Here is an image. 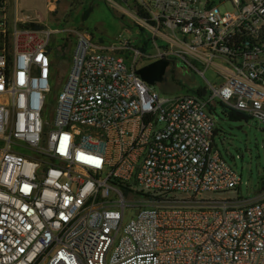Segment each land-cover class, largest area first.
I'll return each instance as SVG.
<instances>
[{"label": "built area", "instance_id": "1", "mask_svg": "<svg viewBox=\"0 0 264 264\" xmlns=\"http://www.w3.org/2000/svg\"><path fill=\"white\" fill-rule=\"evenodd\" d=\"M136 2L137 37L64 31L47 122L61 31L0 0V264H264V181L229 196L242 176L215 141L218 106L264 125V0ZM161 59L205 86L161 96L137 73Z\"/></svg>", "mask_w": 264, "mask_h": 264}, {"label": "rangeland", "instance_id": "2", "mask_svg": "<svg viewBox=\"0 0 264 264\" xmlns=\"http://www.w3.org/2000/svg\"><path fill=\"white\" fill-rule=\"evenodd\" d=\"M113 1L117 3V8H112L107 0H18L21 12L31 17L40 13L45 18V24L61 31L51 39L54 48L51 59L56 60V63L51 78L53 90L45 116L47 122L52 121L55 97L65 85L69 73L72 41L65 34L66 29L89 31L98 42H112L120 37H137L139 34L123 10L125 7L130 11L136 9V0H111ZM221 10L231 11V3L225 2ZM166 77V83L153 86L161 96L173 97L205 86L199 75L187 71L181 63L174 70L170 66ZM206 77L211 79L213 73L207 72ZM216 115V145L224 159L242 176L241 187L230 192L229 196L253 198L264 181V125L257 124L253 118L248 121H231L221 106L217 107ZM187 198L190 201L198 200L194 196ZM133 214V210L126 213L125 224L132 219Z\"/></svg>", "mask_w": 264, "mask_h": 264}, {"label": "water", "instance_id": "3", "mask_svg": "<svg viewBox=\"0 0 264 264\" xmlns=\"http://www.w3.org/2000/svg\"><path fill=\"white\" fill-rule=\"evenodd\" d=\"M169 65V60L161 59L140 68L137 70V73L145 82L152 86H156L167 82L166 72Z\"/></svg>", "mask_w": 264, "mask_h": 264}, {"label": "trees", "instance_id": "4", "mask_svg": "<svg viewBox=\"0 0 264 264\" xmlns=\"http://www.w3.org/2000/svg\"><path fill=\"white\" fill-rule=\"evenodd\" d=\"M32 27H35V28H39V27H41V26H39V25H31ZM228 118L231 120V121H242V120H244V121H248L249 120V117H247V116H244V115H242V114H240V113H237V112H232V113H229L228 114Z\"/></svg>", "mask_w": 264, "mask_h": 264}, {"label": "flooded vegetation", "instance_id": "5", "mask_svg": "<svg viewBox=\"0 0 264 264\" xmlns=\"http://www.w3.org/2000/svg\"><path fill=\"white\" fill-rule=\"evenodd\" d=\"M166 75H167V72H166Z\"/></svg>", "mask_w": 264, "mask_h": 264}]
</instances>
